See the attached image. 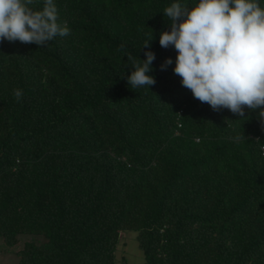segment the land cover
Returning <instances> with one entry per match:
<instances>
[{
	"label": "trees",
	"instance_id": "1",
	"mask_svg": "<svg viewBox=\"0 0 264 264\" xmlns=\"http://www.w3.org/2000/svg\"><path fill=\"white\" fill-rule=\"evenodd\" d=\"M171 2L55 0L69 36L0 42V240L30 237L16 264H131L122 233L140 264H264V126L181 85L159 44ZM148 50L156 83L133 90L125 52Z\"/></svg>",
	"mask_w": 264,
	"mask_h": 264
},
{
	"label": "clouds",
	"instance_id": "2",
	"mask_svg": "<svg viewBox=\"0 0 264 264\" xmlns=\"http://www.w3.org/2000/svg\"><path fill=\"white\" fill-rule=\"evenodd\" d=\"M0 0V42L20 41L46 46L57 37H67L71 29L62 22L55 0ZM170 30L161 31L162 48L176 49L173 69L181 85L213 111L227 109L246 120L255 112L264 126V2L262 0H172L162 11ZM153 32V30H152ZM154 34L141 48H151ZM125 46L120 45V51ZM145 59L125 52L131 65L127 77L131 89L150 88L156 83L153 61L156 54L148 50ZM172 59L166 58L160 70H167ZM17 102L21 89L13 92ZM245 138V137H244ZM236 139H241L237 137ZM264 151V143L256 140Z\"/></svg>",
	"mask_w": 264,
	"mask_h": 264
},
{
	"label": "rangeland",
	"instance_id": "3",
	"mask_svg": "<svg viewBox=\"0 0 264 264\" xmlns=\"http://www.w3.org/2000/svg\"><path fill=\"white\" fill-rule=\"evenodd\" d=\"M123 236L127 238L126 243L123 248L119 251V255H123L129 258L131 264H140L141 263V255L143 257V253L138 249L137 243L133 242V237L131 235L122 233ZM37 241H41V238L31 237ZM30 239L29 236L23 237L21 242L15 246L8 248L1 240H0V264H16L19 260L17 255V251L22 248L25 240ZM139 252V253H137Z\"/></svg>",
	"mask_w": 264,
	"mask_h": 264
}]
</instances>
